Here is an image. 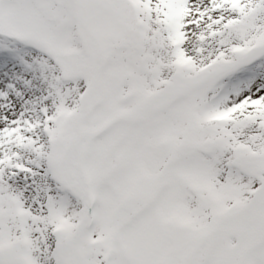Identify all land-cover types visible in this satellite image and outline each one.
<instances>
[{"label":"snow or ice","instance_id":"snow-or-ice-1","mask_svg":"<svg viewBox=\"0 0 264 264\" xmlns=\"http://www.w3.org/2000/svg\"><path fill=\"white\" fill-rule=\"evenodd\" d=\"M0 264H264V0H0Z\"/></svg>","mask_w":264,"mask_h":264}]
</instances>
